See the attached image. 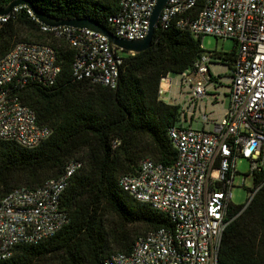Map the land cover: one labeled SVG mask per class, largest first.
Here are the masks:
<instances>
[{
  "label": "built area",
  "instance_id": "built-area-1",
  "mask_svg": "<svg viewBox=\"0 0 264 264\" xmlns=\"http://www.w3.org/2000/svg\"><path fill=\"white\" fill-rule=\"evenodd\" d=\"M155 2L119 0L117 11L107 18L108 29L118 37L144 38ZM20 7L0 15V24ZM171 23L194 37L234 39L232 69L224 64L226 77L222 71L211 72L212 53L203 50L190 67L176 74L186 98L178 104V122L167 131L176 150L172 164L144 157L136 172L118 178L119 186L134 199L165 213L172 227L149 230L135 239L129 252L114 251L92 264H217L235 205L231 190L239 173L237 161H248L252 177L264 170V0H168L156 26L164 29ZM40 29L72 48L75 80L117 86L123 62L118 51L124 50L110 45L106 35L67 25L40 23ZM59 71L56 49L45 42L18 40L0 56V141L30 148L50 135L51 129L37 122L35 111L17 91L29 82L53 84ZM168 77L160 80L159 96ZM210 88H215L219 100L228 97V107L216 118L201 111L197 117L202 127L193 128L188 121ZM80 165L70 159L59 176L36 187H15L0 198V260L9 258L15 245L37 243L67 222L60 198ZM261 183L249 187L246 202Z\"/></svg>",
  "mask_w": 264,
  "mask_h": 264
},
{
  "label": "trees",
  "instance_id": "trees-1",
  "mask_svg": "<svg viewBox=\"0 0 264 264\" xmlns=\"http://www.w3.org/2000/svg\"><path fill=\"white\" fill-rule=\"evenodd\" d=\"M11 0H0V8ZM32 7L60 18L94 19L108 28L107 18L119 0H28ZM21 6L0 24V56L15 41L45 42L56 49L59 74L53 84L29 82L17 91L31 107L37 122L51 133L33 147L0 141V198L18 186L29 188L57 177L66 162L79 168L69 178L60 204L67 222L37 243L15 245L0 264H92L114 251L129 252L135 239L157 228H171L165 213L134 199L118 184L149 157L172 164L176 150L167 134L179 119V105L159 96L162 77L178 74L200 56L202 37L171 23L157 25L149 47L130 54L122 51L117 86L109 88L75 80L73 50L62 39L41 31L40 23ZM209 51L229 70L236 55ZM116 142V143H113ZM262 182V183H261ZM261 185L244 204L234 205L225 227L217 264H264V170L253 173Z\"/></svg>",
  "mask_w": 264,
  "mask_h": 264
},
{
  "label": "water",
  "instance_id": "water-1",
  "mask_svg": "<svg viewBox=\"0 0 264 264\" xmlns=\"http://www.w3.org/2000/svg\"><path fill=\"white\" fill-rule=\"evenodd\" d=\"M168 0H156L154 7L152 9L150 19H149V29L146 36L142 39H127L123 37H118L113 35L110 30L104 25L100 24L94 19L84 18V17H69L60 18L46 14L40 10L32 7L28 0H11L5 7L0 8V15H5L10 12V10L15 6H27L34 18L45 25L48 26H73V27H86L101 32L106 35L110 45H115L116 47L127 51V52H141L147 49L151 43L152 36L154 33L155 26L158 22V18L162 8L165 6Z\"/></svg>",
  "mask_w": 264,
  "mask_h": 264
},
{
  "label": "crops",
  "instance_id": "crops-1",
  "mask_svg": "<svg viewBox=\"0 0 264 264\" xmlns=\"http://www.w3.org/2000/svg\"><path fill=\"white\" fill-rule=\"evenodd\" d=\"M211 72H220L222 71V76L226 77L227 75L224 72V64L218 60H214L210 66ZM225 74V75H223ZM166 84L165 92L160 95V97L165 101L169 103H175L180 104L184 101L185 94L180 90V87L177 83V76L174 78L170 76L168 77V82H164ZM213 95H217V98H213ZM228 107V97L225 96L219 100V94L216 93L215 88H210L208 91V95L202 99L201 101H198L195 107V113L193 114L192 118L188 121V124L193 128H201L202 123L200 122V119L197 117V115L201 111L208 112L212 117H220L225 112L226 108Z\"/></svg>",
  "mask_w": 264,
  "mask_h": 264
},
{
  "label": "rangeland",
  "instance_id": "rangeland-1",
  "mask_svg": "<svg viewBox=\"0 0 264 264\" xmlns=\"http://www.w3.org/2000/svg\"><path fill=\"white\" fill-rule=\"evenodd\" d=\"M202 49L204 51H229L235 45L232 39L216 38L212 35H205L202 40ZM122 54V51H118ZM227 73V72H225ZM225 75V74H223ZM171 77H175L176 74H170ZM226 80V79H225ZM236 168L239 173L234 178L235 186L232 188V202L236 205L244 204L248 197V189L253 185V177L248 174L249 163L246 159H239L236 163ZM243 174H247L244 180V186L242 185Z\"/></svg>",
  "mask_w": 264,
  "mask_h": 264
},
{
  "label": "bare ground",
  "instance_id": "bare-ground-1",
  "mask_svg": "<svg viewBox=\"0 0 264 264\" xmlns=\"http://www.w3.org/2000/svg\"><path fill=\"white\" fill-rule=\"evenodd\" d=\"M166 84L164 82L161 83V87L165 88Z\"/></svg>",
  "mask_w": 264,
  "mask_h": 264
}]
</instances>
